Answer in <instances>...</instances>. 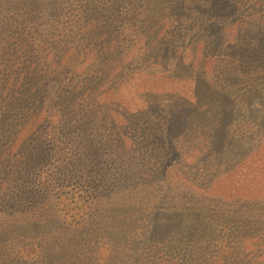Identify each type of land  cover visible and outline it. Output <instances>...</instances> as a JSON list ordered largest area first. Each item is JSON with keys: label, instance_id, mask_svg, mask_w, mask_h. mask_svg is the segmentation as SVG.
Masks as SVG:
<instances>
[{"label": "trees", "instance_id": "16d2710c", "mask_svg": "<svg viewBox=\"0 0 264 264\" xmlns=\"http://www.w3.org/2000/svg\"><path fill=\"white\" fill-rule=\"evenodd\" d=\"M263 7L242 24L232 0H0V264H264ZM50 136L70 155L51 182L96 197L76 227L37 180ZM153 142L167 193L127 241L116 231L147 216Z\"/></svg>", "mask_w": 264, "mask_h": 264}, {"label": "rangeland", "instance_id": "374dc122", "mask_svg": "<svg viewBox=\"0 0 264 264\" xmlns=\"http://www.w3.org/2000/svg\"><path fill=\"white\" fill-rule=\"evenodd\" d=\"M233 3L237 6L238 8V17L237 20L239 23H244V22H249L250 20L248 19V16L245 15V11L247 10L248 4H253L255 1L257 0H232ZM264 1V0H263ZM190 6V5H189ZM190 9V8H188ZM258 10L262 11L264 10L263 8H259ZM190 11V10H189ZM262 19L259 23L260 26H262L264 24V14L262 16H260ZM193 19L196 20V22H199L200 17H198L196 15L195 12L192 13H187V16L180 18L181 22H191ZM178 19V21H180ZM200 23V22H199ZM199 23H196L194 26L197 27ZM126 30V28H125ZM40 31H49L50 33H52L54 31L53 29V25L51 24V22H46L43 23L39 29L37 30V35H41ZM134 62L130 61V62H125V66L129 71H133L134 69ZM136 69V68H135ZM132 74V73H131ZM131 74H128L126 76H131ZM113 77V75H112ZM120 78V75H115L113 77V79H111L112 82L117 81V79ZM70 83L69 80L65 79L63 80V82L60 81V83L54 81L49 83L48 85V89L49 91L44 94L46 98H51L49 96H52L57 90L58 88L62 85L63 87H66L68 84ZM128 95H126L127 98H131L132 97V93L131 92H127ZM113 98V97H112ZM110 100V99H109ZM130 100V99H129ZM107 102V101H105ZM145 114H142L139 116L137 115L136 121L137 123H143V122H147V123H154L155 120H157V117L155 116H149L147 118H143ZM117 121H119V118H116ZM155 125H157V122L154 123ZM93 126L95 129H97L98 131L101 130L102 125H101V121H98L97 119L95 120V123H93ZM103 132L99 133L100 135H102ZM51 138V142L56 146H58L57 149V154L53 153L50 159H47L44 162V166L43 168L38 171L37 174V180L42 181L43 184V188L46 191V193L49 196V200L53 203L54 207H55V211L54 213L56 214V216L60 219V221H62L63 224L67 225V227H76L77 225L79 226L80 224L83 223V221L86 219H88V215L86 216L85 214H83V210L93 201V203L96 202V197L94 192L90 193L89 189L86 185L81 184V182H72L70 184H66L63 185L61 183H55V182H51V177H49V174L52 173L53 169L55 168L56 164L59 163L64 159H68L70 158V155L67 154L66 152H63V150L60 148L61 147V143L58 141L57 136L53 137L50 136ZM125 144H128V142H126ZM161 152L165 155V148L163 147V144L159 143V142H153L152 145L145 151L146 155H147V159L149 160L148 163V177H146L147 182H146V186L144 188V192L143 194L141 193L142 196H147V199L144 202V206H142V209L145 210V212L147 213V216L144 217L143 219H141L138 223V227L136 229L129 228V226H126V228H123V225H120L116 231L117 236L120 237H124V239L127 241L130 240L131 238H135L136 237V232H139L140 234L143 233L145 231V229H147V220H148V216L150 215V213L153 210V207L160 202L161 197L166 194L167 192L162 193L165 189V186L168 183L167 180H164L162 178V174L163 172H160L163 170V168L165 167L166 164V159H162V156L160 155ZM66 154V155H65ZM215 161L217 162L218 159L216 158ZM219 165L221 167L224 166V161L222 159H219L218 161ZM205 166V164H203ZM184 167H188V168H192V169H196L195 167H193L192 165H188V164H184L182 162H180V166L177 170H180ZM169 170H176L175 167H169ZM175 168V169H174ZM186 168V169H188ZM149 180H152L149 183ZM264 180V179H263ZM82 182H84V180H81ZM260 188L262 189V191H264V186L261 184ZM88 193V194H87ZM176 203V207H177V200L176 198H174V196L172 195L169 198V201H172ZM170 206V205H168ZM0 218H1V213H0ZM100 250H101V254H103V250H110V248L108 246H111L109 243L110 242H103L100 241ZM22 246V245H20ZM17 247V249L19 250V252L21 254H29L31 256H35L33 255L34 253L37 252V245L33 244L32 245V254L31 253H27L26 251V247ZM30 248V246H29ZM100 254V251H99ZM120 258L122 259H127V255H121Z\"/></svg>", "mask_w": 264, "mask_h": 264}]
</instances>
